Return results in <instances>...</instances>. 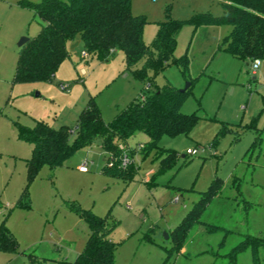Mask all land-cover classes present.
Returning a JSON list of instances; mask_svg holds the SVG:
<instances>
[{"label":"rangeland","instance_id":"1","mask_svg":"<svg viewBox=\"0 0 264 264\" xmlns=\"http://www.w3.org/2000/svg\"><path fill=\"white\" fill-rule=\"evenodd\" d=\"M21 1L41 0H0V225L4 223L19 245L17 254L0 253V264H72L85 247L89 228L70 207L113 217L116 264H253L250 247L234 261L232 257L248 238L264 239V59L253 75L252 61L221 49L230 26L185 25L174 56L189 59L188 75L171 64L141 80L127 71L123 52L84 59L79 45L69 48L51 81L13 83L18 43L35 37L42 25L33 12L19 6ZM220 2L132 0V14L146 16L143 40L151 47L167 12L175 20L198 13L218 17L223 14ZM188 83L182 112L199 120L188 135L159 141L162 149L178 155L171 168L161 169L152 154H135L130 178L105 174L108 155L97 138L64 166H43L28 181L26 162L32 148L19 140L20 126L44 121L54 129L74 128L91 98L103 121L110 123L143 94L166 84L182 90ZM74 140L72 134L70 142ZM148 141L139 132L128 145L142 149L138 144ZM187 149L197 154L186 156ZM216 180L220 188L200 222L178 240L173 231ZM211 226L218 229L210 232ZM259 260L264 264L263 247Z\"/></svg>","mask_w":264,"mask_h":264},{"label":"trees","instance_id":"2","mask_svg":"<svg viewBox=\"0 0 264 264\" xmlns=\"http://www.w3.org/2000/svg\"><path fill=\"white\" fill-rule=\"evenodd\" d=\"M220 4L223 14L218 17L198 13L185 20H175L167 12L165 19L158 23L153 45L148 47L143 40L148 20L144 15L132 14V0L21 1L19 6L33 12L42 25L38 34L20 48L13 83L51 81L69 56L71 44L77 40L81 41L89 56L106 59L116 51L123 52L127 71L141 80H145L149 72H161L171 64L178 65L183 74L188 75L189 59L174 56L177 36L185 25L195 29L228 25L231 31L221 44L222 50L242 61L264 59V0H221ZM141 61L144 64L138 68ZM189 88L182 91L166 84L157 91L143 94L110 123L103 121L96 102L91 98L74 128L64 125L54 129L44 121H35L32 127L20 126L19 140L32 148L26 162L28 181H33L43 166L51 169L64 166L77 150L91 146L97 138L108 155L107 164L102 168L105 174L130 178L131 160L135 154L145 157L152 154L161 169L171 168L177 160V153L162 149L158 143L164 136L188 135L199 120L197 115L182 112ZM139 132L144 133L149 141L142 145V149L130 147L129 140ZM72 134L75 140L71 143ZM124 156L130 160L126 167L122 166ZM219 188L220 180H216L201 193L200 200L173 231L178 240H184L191 227L200 222ZM22 206L28 205L23 203ZM70 210L89 228L85 247L72 264H116L117 244L111 237L116 226L113 217H99L90 210L76 207H70ZM217 229L214 226L208 228L210 232ZM248 247L252 250L253 264H261L259 249L264 248V239L255 237L248 238L233 250V261L237 253ZM18 251L16 239L2 223L0 253L14 255Z\"/></svg>","mask_w":264,"mask_h":264},{"label":"built area","instance_id":"3","mask_svg":"<svg viewBox=\"0 0 264 264\" xmlns=\"http://www.w3.org/2000/svg\"><path fill=\"white\" fill-rule=\"evenodd\" d=\"M88 56H89V55H88L86 52H84L83 55H82V57H83L84 59L88 58ZM260 65H261V61H260V59H256V60H254V61L252 62V69H253L254 71H256V70L260 67ZM82 74H84V71H82ZM62 88H63V89H67L68 86H66V85H62ZM139 146H141V148H142V145H139ZM196 154H197V150H195V149H188V150L186 151V155H187V156H194V155H196ZM129 163H130L129 158H128L127 156H124L123 159H122V166H123V167H126L127 165H129ZM112 164H113V159L110 161V165H112ZM85 167H86V165L83 164L82 169H85ZM152 174H153V173H151L150 175H152Z\"/></svg>","mask_w":264,"mask_h":264},{"label":"water","instance_id":"4","mask_svg":"<svg viewBox=\"0 0 264 264\" xmlns=\"http://www.w3.org/2000/svg\"><path fill=\"white\" fill-rule=\"evenodd\" d=\"M28 40H29V38H22V39L20 40V42L18 43L19 47L21 48L22 46H24V45L28 42ZM78 44H79V42H75L74 44H72V45L70 46V49H71V50L74 49L75 47L78 46ZM190 85H191V83H188V84L186 85V87H185L184 89H182V91H186V90L190 87Z\"/></svg>","mask_w":264,"mask_h":264},{"label":"crops","instance_id":"5","mask_svg":"<svg viewBox=\"0 0 264 264\" xmlns=\"http://www.w3.org/2000/svg\"><path fill=\"white\" fill-rule=\"evenodd\" d=\"M18 37H19V36H18ZM75 42H79L78 46H79V45H82V43H81L80 40H77V41H75ZM75 42H74V43H75ZM74 43H72V44H74ZM72 44H71V45H72ZM78 46H77V47H78ZM75 48H76V47H75ZM260 66H261V65H260ZM259 69H260V67H259L257 70H259ZM251 70H252V74H253V75H256L257 70H256V71H254L253 69H251ZM82 71H84V70H82ZM61 85H62V84H61ZM140 144H144V143L141 142ZM140 144H138V145H140ZM187 150H188V149H187ZM151 173H152V172H151ZM151 173H150V174H151ZM150 174L148 175V179L152 176V175H150Z\"/></svg>","mask_w":264,"mask_h":264}]
</instances>
